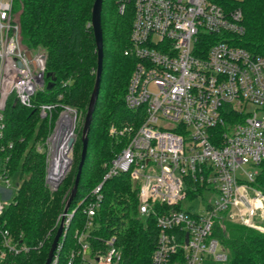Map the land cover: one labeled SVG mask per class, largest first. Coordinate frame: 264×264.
Returning <instances> with one entry per match:
<instances>
[{
	"label": "built area",
	"instance_id": "obj_1",
	"mask_svg": "<svg viewBox=\"0 0 264 264\" xmlns=\"http://www.w3.org/2000/svg\"><path fill=\"white\" fill-rule=\"evenodd\" d=\"M219 1L118 0L120 12L129 6L133 11L125 54L136 63L125 105L136 115L111 126L112 136L127 140L103 181L79 204L85 221L75 230L67 264L122 260L114 238L104 241L105 250L95 249L91 240L103 184L119 174L139 183L140 214L155 217L151 264H229L230 252L215 234L222 219L264 233V192L254 185L264 159V55L237 44L246 31L243 12ZM26 51L12 0H0V137L10 96L30 106L48 83L43 54L28 58ZM53 107L42 105L41 115ZM52 171L49 159L47 180L55 190ZM11 178L0 162V180L10 185ZM192 196L207 201L203 212L188 205ZM9 203L0 197V264L30 250L2 219ZM75 211L65 215L64 239ZM64 239L51 264H59Z\"/></svg>",
	"mask_w": 264,
	"mask_h": 264
},
{
	"label": "trees",
	"instance_id": "obj_2",
	"mask_svg": "<svg viewBox=\"0 0 264 264\" xmlns=\"http://www.w3.org/2000/svg\"><path fill=\"white\" fill-rule=\"evenodd\" d=\"M94 2L12 0L22 46L34 54L47 55L46 71L55 73L56 80L51 89L46 85L39 90L30 106L11 95L4 112L0 162L9 167L12 176H18V188L13 200L5 207L2 219L13 235L30 247L27 253L10 256L7 264L46 262L59 227L58 218L64 212L75 182L77 171L67 173L57 189L50 188L47 142L65 108L76 109L82 118L87 114L98 69L97 45L91 24ZM219 2L228 8L239 7L243 12L246 31L237 44L252 53L264 55V0ZM132 21L131 6L122 13L118 0H104L101 88L78 192L69 208L76 211L63 241L59 264H67L70 250L75 245V230L85 221L83 204L79 205L81 200L103 181L111 159L126 143V137L110 134L111 126L120 125L136 115L125 105L129 79L136 63L135 58L125 54L131 45ZM46 80L49 82L51 77L46 76ZM44 104L54 106L46 117L40 113ZM232 116H227V121L231 122ZM76 143L74 149L79 154L82 139ZM258 169L254 185L264 192V159ZM139 191V183L129 174L113 176L103 184V200L95 217L91 240L95 249L105 250L104 241L114 238L122 254L118 264H151L158 229L153 215L140 214ZM215 234L230 252L229 264H264V233L235 220L222 219Z\"/></svg>",
	"mask_w": 264,
	"mask_h": 264
},
{
	"label": "water",
	"instance_id": "obj_3",
	"mask_svg": "<svg viewBox=\"0 0 264 264\" xmlns=\"http://www.w3.org/2000/svg\"><path fill=\"white\" fill-rule=\"evenodd\" d=\"M103 2L104 0H95L93 8H92L91 24L93 27L95 41L97 45L98 69H97V77H96L95 86H94V89H93V92L90 98L88 111L85 116L83 129H82L81 139H82L83 146H82V151H81V158L78 164V170L76 173L74 185L67 199L60 225L57 229V232L55 234V237L53 239V242L51 244V247L48 253V257L44 264L52 263L56 250L58 248V245L60 241L64 239L63 233H64L65 215L68 213L70 205L73 199L77 195L81 174H82L83 167H84V164L87 158L88 146H89V133H90L91 125L93 122L96 103H97L99 93H100L101 80H102V74H103V62H104V37H103V27H102ZM26 54L28 58L33 57L32 52L30 50H27ZM43 58L46 59L47 55L43 54ZM46 76L51 77V80L47 83V87L51 89L54 86L56 75L53 72H48ZM58 129L60 130L59 134L55 139H53V142H52V148H53L54 154L57 152L58 148L60 147L63 141L64 134L66 131V125L63 123H60L58 126ZM56 135H57V131L55 133V136ZM68 143H69V147L72 149L76 143V137L70 136ZM53 160H54V156H53ZM71 166H72V161H70L69 165L62 170H60V167H57L56 169L53 168L52 174L58 178L57 187H59L62 184V182L64 181L66 177V171H68Z\"/></svg>",
	"mask_w": 264,
	"mask_h": 264
},
{
	"label": "rangeland",
	"instance_id": "obj_4",
	"mask_svg": "<svg viewBox=\"0 0 264 264\" xmlns=\"http://www.w3.org/2000/svg\"><path fill=\"white\" fill-rule=\"evenodd\" d=\"M65 112H69V114L72 118V123H71V130L72 131L71 132H72V136L76 137V142H77L79 139H81L85 117L82 118L79 115L78 111H76V109L71 108V107L65 108V110L62 111V114H64ZM50 137H49V139H50ZM49 139L47 142V145H48L47 147H48L49 159L51 161L53 159V156H54V152H53V148H52L53 140H49ZM76 144L77 143H75L74 147L76 146ZM74 147L72 148V153H70L68 155V157L65 159L67 166L69 165L70 161H72V166L70 167V170L68 172L71 174H73L77 171L78 164L80 161V156H81L80 153L82 151V149H80V153L76 154V150L74 149ZM70 155L72 156V158L70 157ZM248 167L250 169H255L251 165ZM64 168H65V165H64ZM17 184H18V176L16 174L14 176H12L10 185H8L7 183L2 182L0 180V197L4 201L11 202L13 200L16 192H17ZM186 202L188 203V205L194 204L196 206L197 212H203L207 207V201L206 200L195 199L193 196L191 198H188Z\"/></svg>",
	"mask_w": 264,
	"mask_h": 264
},
{
	"label": "bare ground",
	"instance_id": "obj_5",
	"mask_svg": "<svg viewBox=\"0 0 264 264\" xmlns=\"http://www.w3.org/2000/svg\"><path fill=\"white\" fill-rule=\"evenodd\" d=\"M61 123L66 125V131L60 147L58 148L57 152L54 154V160H53V168L56 169L57 167H60V170L64 169V165L66 162L65 159L68 157L70 153H72V149L69 147V143H68L69 137L72 136V132H71L72 118L69 112H65L62 115ZM59 131L60 130L57 129V135L54 136V139L58 136Z\"/></svg>",
	"mask_w": 264,
	"mask_h": 264
}]
</instances>
